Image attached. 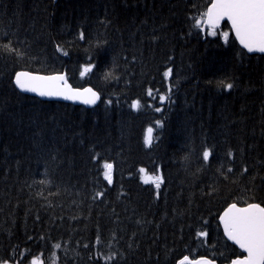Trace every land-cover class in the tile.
Listing matches in <instances>:
<instances>
[{
	"label": "trees",
	"instance_id": "obj_1",
	"mask_svg": "<svg viewBox=\"0 0 264 264\" xmlns=\"http://www.w3.org/2000/svg\"><path fill=\"white\" fill-rule=\"evenodd\" d=\"M207 2L0 0V44L10 39L24 53L0 50V258L113 264L105 257L117 252L115 264H176L184 255H240L219 214L233 202L264 203V56L248 54L232 34L225 41L192 28ZM86 64L94 68L81 76ZM20 69L66 72L102 100L88 109L22 94L13 83ZM221 80L234 87H218ZM156 121L160 139L145 147L144 130ZM104 161L115 166L111 187ZM157 166L158 198L138 173ZM97 191L104 196L94 198Z\"/></svg>",
	"mask_w": 264,
	"mask_h": 264
},
{
	"label": "snow or ice",
	"instance_id": "obj_2",
	"mask_svg": "<svg viewBox=\"0 0 264 264\" xmlns=\"http://www.w3.org/2000/svg\"><path fill=\"white\" fill-rule=\"evenodd\" d=\"M190 19L193 22L191 24L192 28L198 29L199 32L206 31L211 36L217 35V31L221 27L222 22H227L230 25L231 32L235 35L236 41H238L243 49H246L249 53L254 51L264 53V0H208L207 4L203 6V10L199 11L198 15L191 16ZM5 35L7 36V33ZM220 36L227 41L229 33L220 32ZM79 38L84 39L83 31L79 33ZM152 39L156 40L157 37L153 36ZM0 50L8 54H15L17 57L24 54L18 48L13 47V41L10 39L7 43L0 44ZM56 51H62L60 45H56ZM63 54L68 55L67 52ZM168 59L171 60L172 57ZM92 68V64L84 66L80 75L83 76L85 72L90 71ZM171 75V68H166L163 71V78L165 80ZM104 78L113 79L115 77H113L112 73L106 72ZM13 83L21 91L33 92L42 97L62 96L65 99L73 101L79 100L88 105H95L101 99L100 93L94 91L92 87L82 89L72 88L64 74L45 76L39 73L17 71ZM217 86L225 90H231L234 84L225 83L221 80ZM170 91L171 89H169ZM147 95L149 97L153 95L151 88L147 90ZM166 99L170 100V96L166 97L164 94H159L161 103ZM106 103L111 104L112 101L108 100ZM148 106L151 107V105ZM130 108L139 110L141 108V101L139 99L132 100ZM155 111L160 112L161 109L156 108ZM160 123V121H156V127H159ZM153 133V126L149 125L145 128L143 135V144L145 147L152 145L154 139ZM202 155L204 161L207 162L209 161L211 151L205 148ZM226 155L229 158L234 157L232 150H229ZM92 160L97 161L98 154L92 156ZM101 168L104 180L107 181L108 185H112L114 164L104 161L101 164ZM138 171L141 174L140 179L144 183H148L150 180L157 190L164 183L163 176L159 174V166H157V174L149 176L148 179L145 178L147 173L144 167H140ZM232 171L233 169L231 167L227 169L228 173ZM246 172L247 168H242L241 174ZM41 183H45V181H41ZM104 194L102 191H97L95 192L94 198H100ZM158 197L159 192H157ZM204 223L206 224L207 221ZM219 226L223 229L224 237L232 241L234 245L242 250L240 255H236L235 258L230 259L229 264H264V203L245 201L243 206H238L237 202L229 203L224 211L219 214ZM196 235L198 237H205L208 233L206 231H198ZM100 242V236L98 234L96 243L99 244ZM53 247L60 248L61 245L56 243ZM85 247L88 246L85 245ZM118 256L122 257V254L112 252L105 259L115 264ZM0 264H11V261L10 259L0 258ZM30 264H45V262L43 259L33 256ZM176 264H216V261L215 259L203 256L191 260L188 255H184L176 261Z\"/></svg>",
	"mask_w": 264,
	"mask_h": 264
},
{
	"label": "rangeland",
	"instance_id": "obj_3",
	"mask_svg": "<svg viewBox=\"0 0 264 264\" xmlns=\"http://www.w3.org/2000/svg\"><path fill=\"white\" fill-rule=\"evenodd\" d=\"M146 179H148V177Z\"/></svg>",
	"mask_w": 264,
	"mask_h": 264
},
{
	"label": "water",
	"instance_id": "obj_4",
	"mask_svg": "<svg viewBox=\"0 0 264 264\" xmlns=\"http://www.w3.org/2000/svg\"><path fill=\"white\" fill-rule=\"evenodd\" d=\"M264 55V53H262Z\"/></svg>",
	"mask_w": 264,
	"mask_h": 264
}]
</instances>
